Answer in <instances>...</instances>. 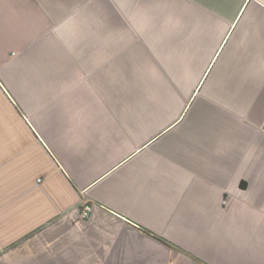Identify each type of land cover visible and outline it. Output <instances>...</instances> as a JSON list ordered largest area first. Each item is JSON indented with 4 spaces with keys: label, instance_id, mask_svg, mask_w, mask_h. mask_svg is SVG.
<instances>
[{
    "label": "crops",
    "instance_id": "1",
    "mask_svg": "<svg viewBox=\"0 0 264 264\" xmlns=\"http://www.w3.org/2000/svg\"><path fill=\"white\" fill-rule=\"evenodd\" d=\"M0 264H264V0H0Z\"/></svg>",
    "mask_w": 264,
    "mask_h": 264
},
{
    "label": "built area",
    "instance_id": "2",
    "mask_svg": "<svg viewBox=\"0 0 264 264\" xmlns=\"http://www.w3.org/2000/svg\"><path fill=\"white\" fill-rule=\"evenodd\" d=\"M41 182V180H39ZM225 203V202H224ZM93 211V203L86 201L82 205L77 206L73 209V213L75 214V222L79 223L91 216Z\"/></svg>",
    "mask_w": 264,
    "mask_h": 264
}]
</instances>
